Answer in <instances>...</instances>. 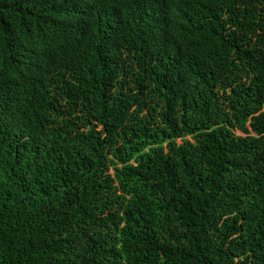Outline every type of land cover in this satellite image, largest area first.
<instances>
[{
    "label": "trees",
    "instance_id": "16d2710c",
    "mask_svg": "<svg viewBox=\"0 0 264 264\" xmlns=\"http://www.w3.org/2000/svg\"><path fill=\"white\" fill-rule=\"evenodd\" d=\"M0 264H264V0H0Z\"/></svg>",
    "mask_w": 264,
    "mask_h": 264
},
{
    "label": "rangeland",
    "instance_id": "374dc122",
    "mask_svg": "<svg viewBox=\"0 0 264 264\" xmlns=\"http://www.w3.org/2000/svg\"><path fill=\"white\" fill-rule=\"evenodd\" d=\"M177 142H179V140H177Z\"/></svg>",
    "mask_w": 264,
    "mask_h": 264
}]
</instances>
